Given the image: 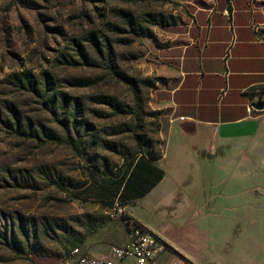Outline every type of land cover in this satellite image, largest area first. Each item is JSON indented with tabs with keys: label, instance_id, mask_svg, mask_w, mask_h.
Wrapping results in <instances>:
<instances>
[{
	"label": "rangeland",
	"instance_id": "1",
	"mask_svg": "<svg viewBox=\"0 0 264 264\" xmlns=\"http://www.w3.org/2000/svg\"><path fill=\"white\" fill-rule=\"evenodd\" d=\"M199 4L200 0H0V264H58L59 257L73 247L106 251L125 243L133 226L144 228L133 213L151 226L152 201L131 204L133 211L121 207L113 214L85 189L92 177L99 180L122 173L130 157L139 151L155 155L165 149L160 165L167 177L157 193L170 198L180 184L192 192L200 188L193 179L199 165L191 147L179 134H172L174 140L164 148V136L157 130L159 117L145 115L152 111L150 94L160 81L151 71L157 64L152 52L166 45L174 32L169 27L189 24ZM252 4L264 10V0H253ZM116 10L127 12L133 23L152 37L134 36L116 18ZM147 14L172 16L175 24L149 25L145 22ZM89 33L98 35L102 47L109 45L110 58L99 60L91 43L83 39ZM81 46L89 63L81 60ZM23 73L37 79V93L15 86L12 77ZM73 79L87 80L86 87L73 85ZM45 87L51 90L45 91L47 97L61 93L69 101L63 114L44 104L40 93ZM99 96L134 108L141 105L144 113L135 117L116 114L97 103ZM75 101L78 103L73 106ZM12 123L21 129L30 123L37 136L40 134L35 128L43 126L61 141L39 142L19 135L11 129ZM66 132L71 141L64 140ZM164 133L169 139V132ZM139 137L149 142L142 149L137 146ZM225 147L220 146L218 152ZM183 205V209L175 210L177 214L189 215L196 210L186 200ZM83 214L99 218V226L88 232L76 227L73 222ZM58 220L63 227L40 234L44 221L52 227ZM20 225L36 231L30 242L33 254L24 249L17 233ZM7 229L11 236L7 234L6 241L3 233Z\"/></svg>",
	"mask_w": 264,
	"mask_h": 264
},
{
	"label": "crops",
	"instance_id": "2",
	"mask_svg": "<svg viewBox=\"0 0 264 264\" xmlns=\"http://www.w3.org/2000/svg\"><path fill=\"white\" fill-rule=\"evenodd\" d=\"M200 1L189 24L169 27L166 45L152 52L160 81L149 99L164 148L179 134L193 150L200 188L157 193L167 177L164 149L155 162L161 180L119 207L152 201L151 226L132 215L165 246L153 264H264V10L253 0ZM257 101L262 110L253 109ZM184 200L195 206L189 215L175 212Z\"/></svg>",
	"mask_w": 264,
	"mask_h": 264
},
{
	"label": "trees",
	"instance_id": "3",
	"mask_svg": "<svg viewBox=\"0 0 264 264\" xmlns=\"http://www.w3.org/2000/svg\"><path fill=\"white\" fill-rule=\"evenodd\" d=\"M118 1L124 3H137L148 0ZM115 16L117 19L122 21L125 27L129 29L130 33H132L134 36L152 37L151 34L143 27H141L140 25H135V23H133V21L130 19V16L127 12L116 10ZM145 22L149 23V25H169L170 23H172L171 25L175 24L174 18L172 16L165 17L161 14H147ZM110 29L116 31L115 26H111ZM83 39L91 43V45L93 46V52L95 51L99 55L100 61H105L106 57L110 58L111 50L109 48V45H105V47H102L101 43H99L98 35L96 33H89L85 35ZM81 60L84 64L89 63V61H91L88 55L83 50L82 46ZM70 65H74V63ZM12 80L15 86L19 89H24L26 91H31L35 93L38 92L36 88L37 79L26 73L20 74L19 76H13ZM86 82L87 80H72V84L75 86L86 87ZM147 86L151 87L152 85L148 84L147 82ZM45 91L51 90H47V88L45 87L44 92L40 93V97H42V99L44 100V104L50 108H56V112L63 114L68 105L70 104L69 101L61 93L48 94L50 96L47 97V93H45ZM77 103L78 102L75 101L73 106H76ZM97 103L100 105H106L111 108L114 113L119 115L121 114L123 116L135 117L138 116L140 113H144L141 105H138L135 108L130 107L117 101L115 98L108 96H99ZM145 115L150 119H156L158 117V113L154 111H148ZM72 118L73 121H76V116L74 113L72 115ZM56 121L61 122L60 118H56ZM64 122L65 121H63L62 123ZM10 127L15 133L28 138H34L39 142L49 141L54 143H60L61 141V138L54 131L43 126L35 128L37 129L36 131H38V133L40 134L39 136L35 134L36 132L30 125V123H26L22 129L20 128V125L18 123H12ZM157 130H159V123L157 126ZM64 138L66 142L71 141L70 133L66 132ZM137 142L138 149H142L149 143L142 137L137 138ZM160 158L161 152H158L157 154L153 155L152 152L149 151H147L146 153L139 151V153L134 154L130 157L122 173H119L118 175L108 176L99 180L97 178L92 177L89 185L85 189L91 196L98 198L102 203H105V205H108L109 207H113V203H115L114 201H117L118 205H124L130 201L142 197L161 180L163 172L155 166V162L158 161ZM57 187L61 191H63L62 186ZM61 222V220H58V222L53 224L51 227L49 226L47 221H44L41 225L40 234L46 235L47 233L51 232L49 231L51 229L52 232L60 229L61 227H63L59 226ZM73 223L76 227L83 228L85 229V231L88 232L95 230L99 226V218L89 216L88 214H83L80 218L75 219ZM17 233L22 237V244H24L26 247L24 248L26 253L33 254L35 250L31 247L30 242L35 238L36 231L32 228L25 229L22 225H20ZM7 234L10 235L8 229L5 233H3V239H5L6 241L7 237H9ZM83 238L84 236H82L80 240L82 241ZM10 240L11 244L15 246L16 240L13 235ZM20 252L22 253L24 251L20 250Z\"/></svg>",
	"mask_w": 264,
	"mask_h": 264
},
{
	"label": "built area",
	"instance_id": "4",
	"mask_svg": "<svg viewBox=\"0 0 264 264\" xmlns=\"http://www.w3.org/2000/svg\"><path fill=\"white\" fill-rule=\"evenodd\" d=\"M120 211L117 202L109 209L113 214ZM164 249L163 243L153 233L133 226L127 231L125 243L101 252L73 247L59 257L58 264H153Z\"/></svg>",
	"mask_w": 264,
	"mask_h": 264
},
{
	"label": "water",
	"instance_id": "5",
	"mask_svg": "<svg viewBox=\"0 0 264 264\" xmlns=\"http://www.w3.org/2000/svg\"><path fill=\"white\" fill-rule=\"evenodd\" d=\"M253 109H254V110H257V111L262 110V109H263V105H262V103H261L260 101H257V102L253 105Z\"/></svg>",
	"mask_w": 264,
	"mask_h": 264
}]
</instances>
